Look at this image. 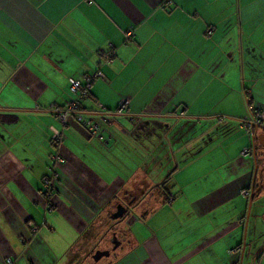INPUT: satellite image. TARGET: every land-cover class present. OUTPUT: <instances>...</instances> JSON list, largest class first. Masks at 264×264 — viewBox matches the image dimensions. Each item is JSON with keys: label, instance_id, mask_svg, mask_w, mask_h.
Segmentation results:
<instances>
[{"label": "crops", "instance_id": "1", "mask_svg": "<svg viewBox=\"0 0 264 264\" xmlns=\"http://www.w3.org/2000/svg\"><path fill=\"white\" fill-rule=\"evenodd\" d=\"M263 65L264 0H0V264H244L254 246L258 263L263 206L253 199L247 217L242 191L264 128V98L245 78L264 79ZM95 70L102 76L81 105L101 137L50 110L73 98L70 77ZM122 98L108 122L97 116ZM213 116L233 119L239 133L181 141ZM53 131L62 136L54 145ZM51 166L45 214L41 179ZM118 204L127 213L114 218ZM96 251L109 254L95 261Z\"/></svg>", "mask_w": 264, "mask_h": 264}, {"label": "built area", "instance_id": "2", "mask_svg": "<svg viewBox=\"0 0 264 264\" xmlns=\"http://www.w3.org/2000/svg\"><path fill=\"white\" fill-rule=\"evenodd\" d=\"M126 39H130L132 37V31L127 30L125 32ZM114 45H110L108 50L104 53L103 57L111 58L114 55ZM102 76V73L99 70H95L91 74H84L81 78H69V90L73 94V98L64 104L63 106H53L50 108L51 111H53L61 123H65L66 118L69 116H73L79 123H81L91 134L98 135L101 137V125L98 121L93 120L85 109L82 107L81 102L85 99V97L89 94V88L91 86V82L93 79ZM127 103V100L125 98H122L119 107L115 111H102L97 112V116L101 118L103 122H108V120L113 117L118 112L120 113L125 105ZM260 115H257L255 118L252 119V124H260ZM61 134L57 131H53L51 138L55 141H61ZM107 141V140H106ZM58 142V143H59ZM56 143V144H58ZM54 144V143H53ZM243 153H250V150L245 149L243 150ZM51 160H53L54 165L57 163L63 162V157L55 152L51 156ZM54 166L49 167L48 174L44 175L41 179L43 183V189L41 190L42 201H43V207L48 212L51 213L53 211L52 206V196L55 191V182H56V170L53 168ZM242 194L246 195L247 191L243 190ZM37 231V227L30 226L29 228V235L34 236ZM238 252V248H232L228 250V253L230 255H235ZM3 264H14V261L11 257L7 256L4 260Z\"/></svg>", "mask_w": 264, "mask_h": 264}, {"label": "rangeland", "instance_id": "3", "mask_svg": "<svg viewBox=\"0 0 264 264\" xmlns=\"http://www.w3.org/2000/svg\"><path fill=\"white\" fill-rule=\"evenodd\" d=\"M260 68H262L264 70V65H263V67H260ZM251 69H257V66L253 63ZM248 80H250V81H248ZM245 83H246L245 86H247V87L252 86L253 87V89L251 91H252V94L255 95L256 99L263 100V98H264V79H262V78L259 79L257 76L248 77V78L246 77ZM238 93H239V91L233 92V95H238ZM241 93L243 94V92H241ZM212 122H215V123L212 126H210ZM234 123H236V122L233 119L231 120L229 118H222L219 116L205 117L204 119H201L200 121H198V123H196L195 127H191L190 131L188 130L186 133H182V134H185V136L181 141H188L191 138H195L198 141L197 143L201 144V143L207 141L208 139L214 140V139L219 138V137L225 138V136H228L231 133L232 134L234 133L233 136H235L239 133V131L237 130V126ZM156 133L158 135H160L159 132H156ZM182 134L180 133L179 136H182ZM49 142H51L50 144L54 145V144L58 143L59 141H55V140H53V138H50ZM174 143L175 142L172 139V134L168 135L166 140H165V144L167 145L166 146V154L170 150L171 151L174 150V145H175ZM51 155H49V157ZM50 159H51V157H50ZM208 159L209 158H207V157L199 159V162L195 165V168L192 171V174L195 175V174L201 173L204 170L203 167L204 166H205V168L207 167L206 166V162H207L206 160H208ZM167 160H169V158H167ZM171 166H172L171 168L174 167V165H171ZM236 166H238V164H236ZM232 167L234 168V162L230 166V171L233 170ZM53 168L56 170L57 167H53ZM207 172H208V174L209 173H211V174L202 179V181L204 183H209L213 179L212 172H210V171H207ZM207 172L204 175H206ZM42 186H43V183H42ZM41 193H40V195H41ZM42 197L43 196L41 195V200H42ZM52 199H53V196H52ZM52 199H51V202H52ZM253 204H255V201ZM52 206H53V202H52ZM43 209H44V207H43ZM44 211H45V214H49L45 209H44ZM130 211H132V210H130ZM129 214H131V212ZM30 224L31 223H29V225ZM30 226H32V225H30ZM259 226H260V230L262 232L261 234H263L261 236L260 245L264 248V223H260ZM110 234L111 233H109V235ZM105 236H107V235L103 236L104 237V244L102 247L103 248H110L111 247L110 240H109L110 238L105 237ZM257 250H258V247L254 246L251 249V253L250 252L245 253L244 259H243L244 264H255L254 257H256L258 255V254H256ZM104 260L105 259L102 258L100 260V263H103ZM78 262H81V261H78ZM75 264H80V263L75 262ZM256 264H264V253L261 254L260 259L258 260V263H256Z\"/></svg>", "mask_w": 264, "mask_h": 264}, {"label": "flooded vegetation", "instance_id": "4", "mask_svg": "<svg viewBox=\"0 0 264 264\" xmlns=\"http://www.w3.org/2000/svg\"><path fill=\"white\" fill-rule=\"evenodd\" d=\"M252 129H253V126H252ZM261 132L264 133V128H261ZM261 134V133H260ZM256 149H257V156H256V161H255V168L253 171H254V174H255V178L254 180L251 181V184L253 183V191L255 190H259L256 197L258 195H262L263 196V199L262 200H259L260 201V205L263 206V215H264V148L261 147L257 142H256ZM259 152V153H258ZM250 184V186H251ZM247 191V194L246 195H249L250 193V189L246 190ZM255 197V199H256ZM258 201V202H259ZM257 202V200H256ZM125 207V212H124V215L125 213H127V206H124ZM263 250L264 248L262 249L261 253H263Z\"/></svg>", "mask_w": 264, "mask_h": 264}, {"label": "water", "instance_id": "5", "mask_svg": "<svg viewBox=\"0 0 264 264\" xmlns=\"http://www.w3.org/2000/svg\"><path fill=\"white\" fill-rule=\"evenodd\" d=\"M257 142H258V144L261 147L264 148V133H261V134H258L257 135ZM254 178H255V174L253 176V180H254ZM258 191H259L258 189L255 190V191H253V183H252L251 186H250V193H249V197H248L247 217H249V213H250V210H251V207H252V204H253V199H255ZM262 199H263V196L262 195H258L256 197L257 202L259 200H262ZM258 203L261 204L260 201ZM124 212H125V207L123 205H121V204H118L116 206L115 212L112 213V217L119 218V217H121L124 214ZM117 244H118V242L117 241H114V246H117ZM108 254H109L108 251H96L94 253V255H93V259L95 261H97L101 257L107 256Z\"/></svg>", "mask_w": 264, "mask_h": 264}, {"label": "trees", "instance_id": "6", "mask_svg": "<svg viewBox=\"0 0 264 264\" xmlns=\"http://www.w3.org/2000/svg\"><path fill=\"white\" fill-rule=\"evenodd\" d=\"M244 95L246 97V95H248L246 92H244ZM246 102H247V105L249 106L251 103H250V100L248 99V97H246ZM252 111V110H251ZM258 114V112H254L252 111V116L253 117H256V115Z\"/></svg>", "mask_w": 264, "mask_h": 264}]
</instances>
